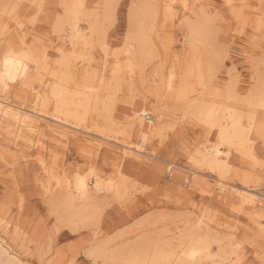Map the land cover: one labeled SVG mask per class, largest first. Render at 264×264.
<instances>
[{
    "label": "rangeland",
    "instance_id": "374dc122",
    "mask_svg": "<svg viewBox=\"0 0 264 264\" xmlns=\"http://www.w3.org/2000/svg\"><path fill=\"white\" fill-rule=\"evenodd\" d=\"M12 1L0 0V6L5 3L11 4ZM45 1L44 10L41 12H36L35 5H30L33 10L24 5L16 7V20L10 21L6 25L7 31L0 36V51L9 42L17 44V49L28 57L26 65L32 67L47 50L46 52L50 53V65L57 74L61 75L64 70L57 64L58 56L53 55L57 39L50 30L54 21L62 16L63 10L59 0ZM80 1H83V4L91 8L94 13L98 11L102 14L104 0ZM140 1L142 5L146 2L147 9L143 15L144 20L146 19L144 30L149 32L147 34L153 41L151 49H154V56L146 61L142 68L141 78L139 71L128 77V68L124 65L127 55L124 50L129 43L128 35L132 33L134 35L132 32L134 24L130 13L134 15L136 10L141 8V5H138ZM108 3L110 8H113L110 11L114 12L111 13V19H105L102 23V29L106 30H103L108 54L106 62L102 63L103 53L95 45L87 54L92 57L91 64L85 65L87 67L85 69L92 74L87 79L79 77L78 82L81 85L94 86V82L102 76L107 80L110 79L111 88L104 91L101 88L98 98L102 107L103 104H108L111 96L109 106L111 105L112 111L109 119L113 122L109 124V119L107 122L98 120L97 127L94 124L97 116L92 118L88 115L84 124L88 129L93 130V133L76 129L61 141L47 133L44 137L43 158L52 173L51 183L45 177V173L42 174L38 162L36 163L38 155L36 148H26L27 146L21 145L18 149L11 143L7 144V141L0 137V241L2 242H0V250L3 249L7 253L3 255L0 252L1 258L5 256L4 260H6L11 257L14 264H103L101 258L97 259L93 255L94 248L100 244L108 254L117 250L119 252L117 261L121 264H128L133 260L137 263L144 261L145 264H160V261L161 264H168L169 261L161 260V254L155 260L152 259L154 263L149 262L154 256L153 253H156L154 248L159 250L165 245L167 249L165 247L162 249L167 252L170 247L174 249L173 246L179 240L189 235L195 239H205L208 244L207 256H210L203 260L202 258L205 257L201 255V258H196L189 264H264V207L255 204V207L251 208L248 204L242 203L239 195L235 198L234 192L235 190L241 192L245 187H253L257 190L256 194L260 198L263 197L261 196L264 195L263 136L251 131L248 136L251 139V150L247 147L244 152L248 158H242L234 149L222 147L220 159L225 160L224 162L229 165V172L224 177L228 182L226 186L229 190L216 191L214 185L219 187L220 183H216L208 169L194 168L196 171L188 169L193 166L189 153L201 144V139L199 131L191 121L182 117L181 110L185 105L197 100L198 96L190 92L189 87L184 97H179L176 92L172 95V92L165 87L166 80L168 81L166 77H169L171 71L175 73L173 90L178 86L194 82V77L185 79L186 76L183 74L185 62L191 60L194 55L190 52V40L186 39L187 27L193 23H201L203 32L206 33L207 30L205 37L201 39L207 40L205 47L207 46L214 72L210 87H217L218 91L223 93L227 83H232L236 91L235 96L247 98L256 82V75L264 74L262 65L264 63H262L264 61V0H234L233 8L225 0H203L199 7L200 10L204 9L205 13L203 10H198V4H194L196 2L187 1L183 4L176 0L171 3L176 11L173 17L165 16L161 11V5L165 0H108ZM129 7L133 8L134 13ZM189 8L191 14L193 13L191 16L188 15ZM194 13L199 15L203 13L204 19L200 22L188 20L196 16ZM152 14L155 15V19ZM17 20L22 23L20 28L23 29L20 33L17 32L18 28L14 33V28L18 27L15 23ZM2 24L4 22H0V28ZM85 25L82 28H85ZM257 27L261 29L258 30ZM20 36L25 40L23 41ZM31 45L33 48L30 47ZM113 52L116 53L117 58L112 54ZM115 58L120 59L121 62H119L120 79L114 75L113 69L117 63ZM76 59L70 60L71 63L76 64L73 68L75 71L80 70L81 58L78 56ZM158 69L163 71L164 84L157 88L162 93L157 91L155 85L158 79L154 74ZM33 72L34 69L29 68L28 74L21 75L17 85L15 84V87L23 84L21 88H24L26 94H20L22 97L13 95L9 100L19 106L25 105L26 108H34V103L37 106L35 108L40 109L38 102L35 104L37 100L35 93L40 87L39 83L33 80ZM24 77H26L25 83L22 82ZM113 82L116 84L114 85ZM143 99H150V103L153 100V109L164 112L163 120H166L164 123L167 125L160 136L154 137L146 144L135 135L128 137L119 132L120 124L124 120V109H127L132 102H140ZM206 99L209 100V97ZM210 99H215L217 102L222 100L221 98L219 100V97ZM55 108L52 102L49 111L54 112ZM147 114L149 115L144 117L145 121L150 122L154 117L151 112ZM261 116L260 114L256 117L255 124L262 119ZM46 121L51 125H60L49 119ZM110 127H112L111 131ZM94 128L100 130L107 128L106 134L110 140L95 136ZM209 136L210 141H215L212 133ZM122 145L142 149V152L128 151L129 154L125 155L128 157H121L125 149ZM167 171H170L169 176H166ZM83 176L89 186L95 181L108 185L123 180L125 183L122 189L125 188V191L121 190L115 195L109 191L99 193L102 199L98 207L95 210L91 208L92 210L85 211L82 219V216H78L79 220L74 217L76 228L68 229L60 219L61 214L65 212L64 208L56 207L50 201L51 197L44 199L41 195L43 189L41 190L40 186L42 188V185L48 183L47 186H50L57 181L60 187H65L66 182H70L69 186L72 190L74 179ZM261 212L263 216L258 218Z\"/></svg>",
    "mask_w": 264,
    "mask_h": 264
},
{
    "label": "bare ground",
    "instance_id": "6f19581e",
    "mask_svg": "<svg viewBox=\"0 0 264 264\" xmlns=\"http://www.w3.org/2000/svg\"><path fill=\"white\" fill-rule=\"evenodd\" d=\"M173 1H176V0H165V3L161 5V11L162 13L165 14V16L173 17L174 13L176 14V11L171 6V3H173ZM179 1H181L183 4H186L185 2L187 1L196 2L194 4H198V7L199 5L203 3V0H179ZM226 1L228 2L227 4H229L233 8L234 0H225V2ZM145 3L144 5L146 6ZM147 3H151V2H147ZM45 4H46L45 0H13L11 4L9 3L7 5L5 3V5L0 6V22H4V24H2L3 26L0 28V36L2 33L7 31L6 25L9 24L10 21L16 20L15 10L17 6L22 7V5H24L25 7H28V6L30 7V5L32 6L35 5L37 7L35 8L36 12H41L42 10H44L43 6ZM59 5L62 7L63 14L61 17H58L54 21L53 25L51 26L50 32H53L55 34V38L57 39L55 50H54L55 53L53 52V55L56 54L58 56L59 61H57L58 62L57 64L63 68L64 72L61 75L55 72L56 70H54V68L50 65V62H49L50 53L46 52L47 50L44 51V53L41 55L40 59H38L37 63L34 66L29 67L26 65V62H25L27 71L24 72L22 70L21 72V75L24 76L28 72L29 68L34 69L33 80L35 79L36 82L39 83V87H40L38 90L36 89L37 91L35 93V99H37L38 101L36 100L35 104L36 102H38V105H40V109L35 108L36 105H34V103H33L34 108H26L25 105L19 106L9 100V98L12 97L13 95L17 96L23 93L24 95L26 94V91L24 90V88H21L22 87L21 85L23 84L21 85L19 84V87H15V84L17 85L19 78L15 81H11V80L7 81L6 88L3 85H0V137H2V139H5L7 141V144L11 143V145H13L15 148H18V149L21 148V145L25 147L27 146L26 148H31V147L36 148V154H38L36 163L38 162L41 168L42 174L45 173V177L48 178L47 180L49 181V183H51L50 179H51L52 173L50 171V168L47 167L48 165L46 166L45 159L43 158L44 157L43 152L45 149L44 137L47 135V133L53 138L60 140V141L62 140V138L67 137L68 133H70L71 131H75L76 129L90 134L93 130L88 129V126L84 124V122H86V117L88 115H91V117L94 118V116L96 115L97 121H95L94 124H96L97 126V124L99 123L98 120H104L107 122L108 119L111 118V111H112L110 107L111 105L109 106V103L111 102L110 100L111 96H110V99L108 100V104L106 105L103 104V106L101 105L102 107H100L99 105V98H98L99 97L98 92H100L101 88L103 89V91L104 89L107 90L111 88L109 87L110 79L107 80L106 78H103L102 76L101 79L94 82V86L87 85V84L81 85V83L78 82V79L79 77L82 79H87L88 76L92 74L90 71L85 69L86 67L85 65L91 64L92 57L88 56L87 54L91 52V49L95 45L98 48H100L103 53L104 57L101 58L102 63L106 62L105 60L108 54L105 49L106 47L105 36L106 35L103 32V30L105 29H102L103 28L102 23L105 19H111V13H113L114 11L111 12L110 10H112L113 8H110L109 6L110 4L108 3V0H104V8L102 9V12H101L102 14L98 13V11L94 13V11H92L91 8H87L83 4V1H80V0H59ZM133 5H135V3ZM138 5H141V8L136 10L135 13L133 12V8L129 7V9L131 8L130 10H132V12L134 13V15L130 13V16L132 17L133 24H134L133 25L134 28L132 30V32H134V35L133 33L131 35H128L129 43L128 45H126L125 50H124L127 53L124 59V65L128 68L127 70L129 73L128 77H132L135 73L139 71L140 72L139 76L141 78L143 75L141 74V72L143 73L142 68L145 62L150 60L151 57L154 56L153 55L154 49L153 50L151 49L153 41H151L150 39L151 37L147 34L149 32H145L144 30V24H145L144 22L146 21V19L144 20L143 15L146 12L145 9H147V6L143 7L144 5H142V2L139 3ZM32 6L30 7L31 10H33ZM151 10H155V9H151ZM198 10L199 11L203 10V12L205 11L202 8L200 10V7L198 8ZM188 11H189L188 15L191 16L193 14V13L191 14L190 12L191 9L189 8ZM200 14L201 15L194 13V15H196L195 17L193 16V18L188 19L189 16L187 15L186 18L188 20L200 22L202 19H204V16H202L203 13H200ZM184 15H186V13ZM131 17L129 19H131ZM238 18L240 17L238 16ZM154 19H155V15H154ZM15 23L18 25V27L14 28V33H16L15 32L16 28L19 29V30L17 29L18 33L22 32L23 28H20L22 27V23H20L18 20ZM82 23L86 24L85 28H82L84 25ZM209 23L207 24L209 25ZM109 24L110 23H108V25ZM185 26H188V25H185ZM257 29L259 30L261 28L257 27ZM187 32L188 33H187L186 39L188 38L190 40V43H191L190 52H192L194 55L192 56L191 60L188 59L185 62V65H184L185 71L183 70V74H185L186 76L185 79H188V78L190 79L194 77L195 80L194 82L191 80L192 84H189V85H185V86H182L181 84H180L181 86L177 85L178 88L173 90V87H174L173 81L175 80L174 79L175 73L171 71L170 74L168 75L169 77H166L168 78V81L166 80L165 87L166 89H168V91L170 90L169 92H172V95H173V92H176V94L179 97H184L186 95V91L188 87L191 90L190 92H194L195 94H197L196 96H198V99L195 101H192V103L185 105L181 110L182 117H186L191 121L193 126H195L197 131H199V137L201 139V144L196 146L194 150L189 153V159L192 162L193 166L192 168H188V169H191L192 171H196L195 170L196 168L208 169L209 172L213 174L214 179L216 180V183L218 182L220 183L219 187L214 185L216 187V189L215 188L214 189L216 191L223 190L226 192L229 189L227 188L228 182H226L224 177H225V174L229 172V165L228 163L224 162L225 160L222 161L220 159V155L222 153L221 151L222 147L234 149L236 152L240 153L241 157L243 158V157H247L244 154V152L246 151V148L248 147L251 150V145H250L251 139H249L248 137L251 131H254L256 133L258 132L257 134L262 135L263 140H264V74L261 73L260 75H256V82L253 88L249 91L247 98H237V96H235L236 91L232 83H229V84L227 83V86H226L227 88H225L226 90L223 91V93L218 91L217 87L211 88L210 84L214 77V72L212 71V66H211L212 61L211 59H209V56H208L209 52H208L207 46L205 47L207 40H205L206 38L201 39L203 36L205 37L204 34L207 33V30H206V33H204L203 26L201 23H196V24L193 23L187 27ZM20 39L18 40L19 42H20ZM22 40L24 41L25 39L22 38ZM16 43L18 42L16 41ZM20 45H22L21 42H20ZM23 45L25 44L23 43ZM30 47H32V45ZM45 47H41V48L44 49ZM153 47L155 46L153 45ZM200 48L201 50H199ZM33 51L35 52L34 49ZM112 54H114L115 57L117 56L115 55L116 54L115 52H113ZM78 56L79 58H81L79 60L80 70L77 69V71H75L73 70V68L76 64L71 63L70 60L71 59L77 60L76 57L78 58ZM261 59H260V62H261ZM212 60L214 59L212 58ZM116 62L117 63L114 65L115 68L113 70L115 72L114 75L117 78H119L120 77L119 64L121 63L120 59H116ZM263 62L264 61H262V63ZM262 65L264 69V63ZM154 76L156 77V79H158L155 83L156 89H157L164 82L163 77H162L163 71L162 70L160 71L159 69L156 70ZM145 80L147 79L145 78ZM25 81H26V77L22 79L23 83H25ZM32 82H35V81H32ZM115 84L116 83H114V85ZM143 84L146 86L145 83ZM112 91H113V88H112ZM157 91H159V89H157ZM159 92H161V90ZM139 94L141 93L139 92ZM20 96L22 97V95ZM206 97H209V100H207ZM216 97H219V100L220 98L222 100L217 102L215 99L214 100L210 99V98H216ZM146 99H143L140 102L139 101L134 102V103L132 102V104H130L129 107H127V109L126 108L124 109L125 110V114L123 115L124 120L122 119L123 121L121 122V124L119 122L120 124L119 132L123 133L124 135H127L128 137L135 135L141 140L143 144L148 143L150 140H152L156 136H160L162 131L167 126L166 123H164L166 122V120H163L164 112L160 109L158 111H155L153 109L154 106L152 103H153L154 98L151 101L152 103L149 102L150 99L149 100H146ZM174 100L176 101L175 97H174ZM52 102L55 104V107H56L54 112L49 111L50 104ZM239 105L240 107L242 106V108L238 107ZM114 110L115 109H113V111ZM147 112L149 113L151 112V115H153L154 117L153 120L151 121L149 120L150 122L145 121V118H146L145 116L149 115L147 114ZM260 114L262 115L261 116L262 119L258 121L257 124H255L256 117L259 116ZM47 119L60 123V125H57V124L51 125L48 121H46ZM111 120L108 122L109 124L110 123L112 124L113 121ZM103 130H105V128H103ZM103 130H100V128L99 129L94 128V135L97 137L99 136L105 140H110V138L106 134L107 128L105 132H103ZM109 130L111 131L112 127H110ZM210 133H212V136L215 137V141L213 140L214 142L209 140ZM124 147L125 149L123 148L124 150L121 153V157H128V156H125L129 154L128 151L142 152V149H135L134 147H131V146H124ZM45 183L47 184V182ZM124 183L125 182L123 180H118V182H115L113 184L111 183L108 185H103L100 182L95 181L91 186H89L88 182L84 179V176H83V177L74 179V182H72V187H73L72 190L70 189L71 186H69L71 185L70 182H66L65 187H60L57 181L56 183L50 186H47L48 184L45 186L42 185L43 187L41 188L40 186V189L41 190L43 189L41 191V195L44 199L51 197L50 201H52L56 207L59 208L61 206L64 208L65 212L61 214L62 218L60 216L59 217L61 221L65 222V223L63 222V225H65L68 229L70 228L74 229L76 228L75 227L76 220L74 217H77V219L79 220L78 216H82L81 217L82 219L85 211L91 208L92 209L94 208L95 210V208L98 207V204L101 202V199H102L99 196V193L109 191L113 193L114 195L118 194L119 192H121V190H123L122 186ZM123 191H125V188ZM256 191L257 190L253 187L252 188L245 187L241 190V192L240 191L236 192L235 190L234 191L236 193L235 198H237V196L239 195V198L242 199V203L248 204L251 208L255 207V204H259L260 205L259 207H264V195H261L263 197L260 198V196L256 194ZM262 216H263L262 212L258 214V218H261ZM183 238L179 240L173 246L174 249H171L170 247L169 251L167 252L162 249L165 247V245L164 246L162 245V248H159V250L154 248V251H156V253H153L154 258L150 257L151 259L149 260V262L150 261L153 262L152 259L155 260L156 257H158L160 254L162 256L160 257L161 260L167 261V262L169 261L168 264H189L191 261L195 260L196 258H201L202 257L201 255H204L205 257V258H202L203 260H205L206 258H210V256H207L208 244L205 239H202V238L195 239L189 235H186V237H183ZM222 251L223 250H221V252ZM0 252L3 253V255L5 253L3 249L2 251L0 250ZM112 252L111 254H108L104 250V246L99 244L96 246V248H94L93 255L97 259L101 258L103 261V264H110L109 262L121 264L120 262L117 261V256L119 255V252L117 250L116 252L114 250V253ZM155 254H158V255H155ZM5 255H7V253H5ZM8 256H6V258ZM4 258H1L0 256V259L4 260ZM3 260L0 261V264H14V261L13 259H11V257L7 258L4 261ZM161 263L162 262L160 261V264ZM128 264H145V263L144 261L137 263L135 260H133L132 262Z\"/></svg>",
    "mask_w": 264,
    "mask_h": 264
},
{
    "label": "snow or ice",
    "instance_id": "6c2138e0",
    "mask_svg": "<svg viewBox=\"0 0 264 264\" xmlns=\"http://www.w3.org/2000/svg\"><path fill=\"white\" fill-rule=\"evenodd\" d=\"M28 57L19 51L16 45L9 42L0 51V85L7 87V81H15L21 76L22 70L27 71L25 62Z\"/></svg>",
    "mask_w": 264,
    "mask_h": 264
},
{
    "label": "built area",
    "instance_id": "2783aa9c",
    "mask_svg": "<svg viewBox=\"0 0 264 264\" xmlns=\"http://www.w3.org/2000/svg\"><path fill=\"white\" fill-rule=\"evenodd\" d=\"M148 115H146V117H147ZM170 175V171H167V173H166V176H169Z\"/></svg>",
    "mask_w": 264,
    "mask_h": 264
}]
</instances>
